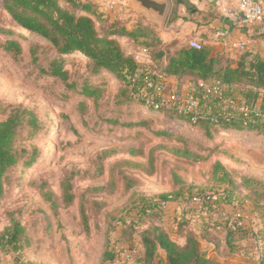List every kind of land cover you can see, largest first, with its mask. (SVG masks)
I'll return each mask as SVG.
<instances>
[{"label":"rangeland","instance_id":"obj_1","mask_svg":"<svg viewBox=\"0 0 264 264\" xmlns=\"http://www.w3.org/2000/svg\"><path fill=\"white\" fill-rule=\"evenodd\" d=\"M88 1L97 6L100 17L95 19V26L99 32H105L109 23L117 21L128 30L146 25L148 43L154 45L153 39H160L158 25L136 8L126 6V0ZM0 23H11L1 8V0ZM167 26L166 19L161 28ZM18 30H14L17 34L0 33V42L17 39L20 45V52L15 53L5 51L0 43V120L13 106L21 105L36 113L41 128L32 134L22 131L18 137L19 147H26L30 153V166L18 165L9 171L5 193L0 198V231L11 218L17 219L29 234V243L15 252L0 249V264H107L103 259L105 250L115 257L109 264H157L162 257L160 252L153 262H147L138 245L145 229L142 225L156 223L155 211H140V197L146 187H156L152 191L157 195L166 184L172 185V173L181 175L190 187L184 190L180 202L192 203L193 196L227 189L224 194L229 193L232 203L223 202L217 208L226 205L232 211H242L249 228L262 232L264 249L262 139L243 137L241 133L233 136L234 143L226 142L219 146L220 150L204 153L205 160L189 163L161 148L171 143L153 138L148 130L143 131L144 136L125 139L120 129H113L110 135L91 129L95 122V118H90L93 113L81 115L73 103L79 98L77 87L69 89L62 81L47 82L39 72V65L46 66L56 57L54 48L40 37ZM142 39L120 37V43L126 52L136 53L142 48ZM160 42L162 46L177 43L176 39ZM31 50L36 61H32ZM63 66L68 71V81L72 79L80 88L88 76L85 56L79 52L65 55ZM101 84L104 95L99 108L103 112L118 82L113 76H103ZM180 91L186 93L185 88ZM65 95L70 98L63 99ZM88 105L92 111L93 105ZM178 128L188 135L184 127ZM215 161L225 166L235 184L214 179L211 172ZM242 178L254 181L241 184ZM180 221L177 227L184 225L187 229L181 235H201L196 220ZM121 245L127 246L131 257L121 256Z\"/></svg>","mask_w":264,"mask_h":264},{"label":"trees","instance_id":"obj_2","mask_svg":"<svg viewBox=\"0 0 264 264\" xmlns=\"http://www.w3.org/2000/svg\"><path fill=\"white\" fill-rule=\"evenodd\" d=\"M1 8L11 23L7 26L0 23V33L17 34L15 28L19 29L18 32L23 29L47 41L54 48L56 57L46 66L39 65V72L47 82L62 81L69 89L77 87L79 98L73 103L81 115L93 113L90 118H95V122L91 129L104 131L107 135L113 134V129H120L125 139L144 136L143 131L148 130L153 138L171 143L169 146L161 145V148L189 163L205 160L204 153L208 155L216 152L220 145L227 142L223 140H232L234 132L244 133L243 137L253 135L256 140L264 141V56L244 53L232 66L230 61L221 64L218 57H211L209 49L203 44L198 49L189 45L170 49L171 45L162 46L159 38L153 39L154 45L148 43L149 30L146 25L128 30L114 21L108 24L105 32H99L95 26V19L100 17L97 6L88 0H1ZM172 14L173 8L168 21ZM113 36H124L131 40L142 37V48L139 51L146 58L135 61L133 53L126 52ZM0 43L5 51L20 52L17 39ZM75 52L86 58L88 76L83 78L80 88L72 79L68 81V71L63 66L64 56ZM30 54L32 61H36L32 50ZM106 73L117 80L118 87L111 101L105 104L108 106L101 112L99 107L102 103L99 104V100L104 95L101 81ZM145 75L154 82L165 84L168 76H174L178 88L171 93L165 90L157 95L153 90L145 88ZM185 76L191 78L188 90L196 100V106L191 110L187 108L185 97L179 90V81ZM216 81H219V86L216 93H213L211 87ZM163 94L172 98L165 101ZM148 95L158 103L157 109L147 104L145 97ZM69 98L68 95L63 97L65 100ZM228 100L234 104L228 105ZM88 102L93 105L92 111ZM181 104L183 108H180ZM143 108L157 112L162 118L146 116L141 111ZM169 121L186 126L192 133L183 134L170 127ZM40 128L41 120L36 113L21 105L13 106L6 118L0 120V198L5 193L9 171L18 165L30 166V153L26 147H19L18 137L22 131L32 134ZM211 173L218 182L235 184L220 161L214 162ZM171 177L172 191L158 193L151 199L144 195L140 197L141 212L154 211L159 205L158 201L178 200L185 189L190 190L181 175L172 173ZM250 181L254 179L242 178L241 184ZM177 186H180L179 189ZM224 191L206 195L214 197L215 207L223 202L232 203L229 193L225 195ZM207 206L211 204L207 203ZM207 206L204 205L203 212L208 213ZM261 207L264 208V204ZM211 220L213 224L216 223L213 226L220 225L217 224L218 218ZM222 224L226 230L224 242L229 251L234 252L237 238L250 231L235 226L231 216ZM251 234L258 242L257 264H264L262 232L258 229L251 231ZM29 237L24 226L17 219L11 218L0 231V249L19 251L29 243ZM139 240L147 262H153L158 257L157 252L162 250L164 257H159L157 264H218L201 249L192 233L185 235L184 243L180 244L169 237L161 224L153 223L141 231ZM103 259L112 262L114 258L105 250Z\"/></svg>","mask_w":264,"mask_h":264},{"label":"crops","instance_id":"obj_3","mask_svg":"<svg viewBox=\"0 0 264 264\" xmlns=\"http://www.w3.org/2000/svg\"><path fill=\"white\" fill-rule=\"evenodd\" d=\"M170 3V11L173 8V14L169 18L168 26L166 28L158 26V30L161 31L160 39L163 42H170L176 39L177 43L172 44L170 49L187 46L190 40H196L209 49L211 57H218L221 64L230 61L232 66H235L236 61L244 53L264 56V20L260 23L243 22L242 16L237 9V0H170ZM113 37L120 43V37L124 36ZM233 43H241L242 46L235 47L232 46ZM127 52L131 53L130 51ZM105 76L112 75L106 73ZM190 79L189 76L183 77L179 81V90L185 88V91H187ZM166 84L169 86L167 89L168 93L178 88L176 85L177 79L174 76H168ZM141 111L146 116L162 118L155 111H147L145 108L141 109ZM168 124L175 129L180 125L188 131V134L192 133L180 123L169 121ZM238 134L241 133L234 132L231 137L233 138V136ZM233 140L227 142L234 143L235 141ZM172 188L173 183L172 185L166 184V187L159 189V192H170ZM152 189L156 190V187H146L143 195L146 198H154L155 193ZM222 207H224L223 214L217 220V224L220 225L216 226H213L216 223L213 224L211 220L216 218H212L208 213L200 210L196 203L180 202L178 200L168 201L167 206L163 208L159 205L155 207L153 209L155 211L154 221L163 226L171 239L177 243H182L184 242V236L180 233L185 232L187 229H185L184 225L177 227L179 224L177 221L192 218L197 221V228L199 227V232L204 238L199 233H195L194 236L199 241L201 249L206 251L207 256L212 261L218 264H257L258 244H255L254 237L251 234V231H255V229L249 228L248 224L246 228L250 232L237 238L235 242L236 251H229L228 246L224 242L226 230L222 223L231 216L233 211L232 207L226 205H222ZM190 225H192V221ZM142 228H146L145 225H142ZM115 236L117 237V233ZM117 243L119 244L120 242ZM138 245L140 246V244ZM121 248L123 250L127 246L121 245ZM159 252L164 257V252L162 250ZM108 262L106 263H111Z\"/></svg>","mask_w":264,"mask_h":264},{"label":"built area","instance_id":"obj_4","mask_svg":"<svg viewBox=\"0 0 264 264\" xmlns=\"http://www.w3.org/2000/svg\"><path fill=\"white\" fill-rule=\"evenodd\" d=\"M237 9L239 13L242 16L243 22H262L264 20V0H237ZM188 45L193 48H200L201 43L196 40H190ZM232 46L240 47L242 46L241 43H233ZM134 60L135 61H143V59L146 58L145 54L142 51L133 53ZM143 82L145 84V88L153 90L157 95H161L166 90V84L158 81L154 82L148 75H145L143 77ZM202 84V82H201ZM219 81H216L213 86L211 87V92L216 93L218 90ZM165 101H169V99L172 98V96H168L167 94H163ZM185 97V101L187 103V108L191 110L196 106V100L193 96V94L187 90L185 94H182ZM168 96V97H167ZM146 102L148 105H153L155 109L158 108V103H156L151 95H148L145 97ZM228 105L234 104L232 100L227 101ZM183 104L180 105V108H183ZM193 203H196L200 210H203L204 205L207 206V203L211 204L206 211L212 218H218L217 216H220L223 214V208L222 206L217 208L215 207L213 201L214 197L209 198L208 195H202L201 197L193 196ZM159 206L161 208L166 207L168 204V201H158ZM231 218L235 224V226L246 228V221L244 219L243 212L240 210H234L231 214ZM253 243V240H252ZM121 256L124 258L131 257L132 252L125 248L121 251Z\"/></svg>","mask_w":264,"mask_h":264},{"label":"water","instance_id":"obj_5","mask_svg":"<svg viewBox=\"0 0 264 264\" xmlns=\"http://www.w3.org/2000/svg\"><path fill=\"white\" fill-rule=\"evenodd\" d=\"M128 7H133L145 14V16L162 27L169 14L170 0H126Z\"/></svg>","mask_w":264,"mask_h":264}]
</instances>
